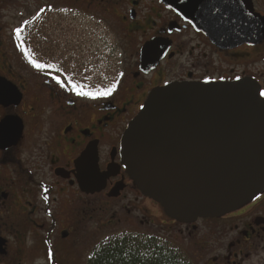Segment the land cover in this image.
<instances>
[{
	"label": "flooded vegetation",
	"instance_id": "1",
	"mask_svg": "<svg viewBox=\"0 0 264 264\" xmlns=\"http://www.w3.org/2000/svg\"><path fill=\"white\" fill-rule=\"evenodd\" d=\"M19 1L0 0V264H89L120 239L166 248L179 264H264V191L182 224L142 195L119 154L128 123L167 84L248 79L264 98V0H211L220 5L208 14L165 0H28L15 32L7 12ZM244 6L258 22L247 43L213 24ZM102 37L120 53L103 78ZM96 90L108 94H79ZM90 223L104 240L84 257Z\"/></svg>",
	"mask_w": 264,
	"mask_h": 264
},
{
	"label": "water",
	"instance_id": "2",
	"mask_svg": "<svg viewBox=\"0 0 264 264\" xmlns=\"http://www.w3.org/2000/svg\"><path fill=\"white\" fill-rule=\"evenodd\" d=\"M165 3L188 14H208L220 5ZM227 14L222 23L213 22L221 34L226 28L238 42L251 41L258 26L251 8ZM119 154L134 186L170 219L189 224L225 216L264 191V98L248 79L167 84L150 92L128 123Z\"/></svg>",
	"mask_w": 264,
	"mask_h": 264
},
{
	"label": "rangeland",
	"instance_id": "3",
	"mask_svg": "<svg viewBox=\"0 0 264 264\" xmlns=\"http://www.w3.org/2000/svg\"><path fill=\"white\" fill-rule=\"evenodd\" d=\"M28 0H21L19 2H13L10 5V9L8 13V21L16 28L15 32H19L21 30V25L25 24L28 18V10H27ZM19 27V28H18ZM14 28V29H15ZM18 28V29H17ZM115 41L100 38L99 41V67L98 72L99 75L103 78L108 73L117 72L120 68V53L117 50V46ZM27 50V49H25ZM81 93H86L89 95H83ZM79 94L83 95L88 101L98 100L104 98L108 92L105 90H96V91H83L79 92ZM96 232V225L94 223H90L87 225V231L83 233L82 239V248L84 257L88 254L89 250L104 240L103 232L97 235V233L93 236ZM95 236L99 237V240L95 238ZM93 237L95 238L93 240Z\"/></svg>",
	"mask_w": 264,
	"mask_h": 264
},
{
	"label": "trees",
	"instance_id": "4",
	"mask_svg": "<svg viewBox=\"0 0 264 264\" xmlns=\"http://www.w3.org/2000/svg\"><path fill=\"white\" fill-rule=\"evenodd\" d=\"M140 245L138 240H105L92 251L89 264H179L166 248Z\"/></svg>",
	"mask_w": 264,
	"mask_h": 264
},
{
	"label": "snow or ice",
	"instance_id": "5",
	"mask_svg": "<svg viewBox=\"0 0 264 264\" xmlns=\"http://www.w3.org/2000/svg\"><path fill=\"white\" fill-rule=\"evenodd\" d=\"M36 67H37V68H42L43 66L37 64ZM81 94H83V95H89V94H86V93H81Z\"/></svg>",
	"mask_w": 264,
	"mask_h": 264
}]
</instances>
